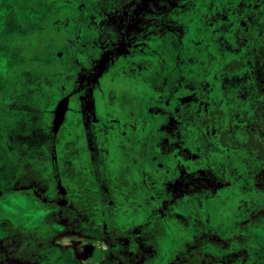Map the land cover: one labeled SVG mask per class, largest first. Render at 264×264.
<instances>
[{
	"label": "rangeland",
	"instance_id": "rangeland-1",
	"mask_svg": "<svg viewBox=\"0 0 264 264\" xmlns=\"http://www.w3.org/2000/svg\"><path fill=\"white\" fill-rule=\"evenodd\" d=\"M263 104L264 0H0L2 264H264Z\"/></svg>",
	"mask_w": 264,
	"mask_h": 264
},
{
	"label": "trees",
	"instance_id": "trees-1",
	"mask_svg": "<svg viewBox=\"0 0 264 264\" xmlns=\"http://www.w3.org/2000/svg\"><path fill=\"white\" fill-rule=\"evenodd\" d=\"M242 66H243L242 62L233 60V61L224 63L223 69L227 70V71H235ZM261 109H262V113L264 115V104H263V106H261ZM215 114H217L218 116H221L222 114H224V112L221 109L216 108L215 110H213L211 112V114L207 115V118L205 119V121L206 122H215V121L219 120V119H217L218 116H215ZM260 120H261V116H259V118L257 119V122L258 121L260 122ZM257 122L252 121V122H250V125H252L254 127H258ZM263 122H264V120H263ZM246 143L248 145H250L251 147H253L255 149V151L257 152V154L264 156V124L262 127V134H260L258 136V138L257 137L255 138L253 135L248 136ZM121 233H123V232H121Z\"/></svg>",
	"mask_w": 264,
	"mask_h": 264
},
{
	"label": "flooded vegetation",
	"instance_id": "flooded-vegetation-1",
	"mask_svg": "<svg viewBox=\"0 0 264 264\" xmlns=\"http://www.w3.org/2000/svg\"><path fill=\"white\" fill-rule=\"evenodd\" d=\"M248 33L249 34H251V32H250V30L248 31ZM214 57V56H213ZM240 61V62H242V64H243V66L242 67H240L239 69H237V70H235V71H227V70H224L223 69V65H224V63H227V62H230V61ZM245 67V62L243 61V60H241V59H229V60H225V61H223V62H221V66H220V70L221 71H223V72H226V73H235V72H237V71H239V70H241L242 68H244ZM216 109V108H215ZM214 109V110H215ZM219 109H221V108H219ZM222 110V109H221ZM212 112V111H211ZM258 119V118H257ZM257 119L255 120V121H253V122H257ZM262 119V118H261ZM264 120V119H263ZM261 121V120H260ZM252 122V121H251ZM258 123V126H259V121L257 122ZM249 126H252V125H250L249 124ZM253 128H257V127H254V126H252ZM261 134H262V131H261ZM250 136V135H249ZM255 138L257 137L258 138V136H255V135H253ZM5 236H8V234H6ZM30 253H34L35 254V252H34V250H28V253H23V252H19L18 254H15L13 257L15 258V259H19V260H25V262H30V263H34V262H32V261H34V257L33 256H30L31 254ZM2 261L3 260H0V264H2ZM3 263H6V262H3ZM21 264L23 263L24 264V262H20ZM84 264H88L87 263V260H84Z\"/></svg>",
	"mask_w": 264,
	"mask_h": 264
},
{
	"label": "water",
	"instance_id": "water-1",
	"mask_svg": "<svg viewBox=\"0 0 264 264\" xmlns=\"http://www.w3.org/2000/svg\"><path fill=\"white\" fill-rule=\"evenodd\" d=\"M1 206V205H0ZM8 206V205H7ZM6 205H3V206H1V207H3V208H5L6 210H8V211H12V209L14 210V208L13 207H11V206H8L7 207Z\"/></svg>",
	"mask_w": 264,
	"mask_h": 264
},
{
	"label": "bare ground",
	"instance_id": "bare-ground-1",
	"mask_svg": "<svg viewBox=\"0 0 264 264\" xmlns=\"http://www.w3.org/2000/svg\"><path fill=\"white\" fill-rule=\"evenodd\" d=\"M11 201H12V203H15L16 205H20V203L14 201V199H12Z\"/></svg>",
	"mask_w": 264,
	"mask_h": 264
}]
</instances>
